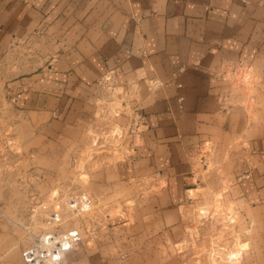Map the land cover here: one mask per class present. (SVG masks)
Wrapping results in <instances>:
<instances>
[{
  "label": "crops",
  "instance_id": "crops-1",
  "mask_svg": "<svg viewBox=\"0 0 264 264\" xmlns=\"http://www.w3.org/2000/svg\"><path fill=\"white\" fill-rule=\"evenodd\" d=\"M14 49L32 151L79 147L110 119L115 92L145 115L136 160L104 161L89 176L92 193L134 200L145 216L142 226H114L121 240L143 232L152 247L179 235L211 161L253 211L264 264V0H0L1 59ZM11 249L0 221V264H23Z\"/></svg>",
  "mask_w": 264,
  "mask_h": 264
},
{
  "label": "rangeland",
  "instance_id": "rangeland-1",
  "mask_svg": "<svg viewBox=\"0 0 264 264\" xmlns=\"http://www.w3.org/2000/svg\"><path fill=\"white\" fill-rule=\"evenodd\" d=\"M31 46L29 54L33 53ZM20 52L14 49L8 59L0 57V221L13 243L8 254L11 260L21 256L23 263V251L49 231L62 234L76 229L81 240L66 255V264H257L262 232L253 220L254 213L231 191L211 161L209 184L190 194V203L182 208L179 235L174 233L167 243L157 241L152 247L144 241L143 232L129 233L135 239L132 242L121 240L126 232L113 230L114 226L144 224L143 213L134 211L137 202L102 199L89 189V176L102 162L123 159L124 150L116 147L123 141L114 137L126 123L117 115L121 109L117 92L108 103L111 108L106 118L110 119L97 126V133L92 129L79 147L59 144L50 154L34 152L29 149L32 137L17 114V90L12 86V79L22 74L15 70L22 59ZM242 92L234 86V93ZM252 94L246 91L249 104L256 105ZM82 195L90 199V209L71 211L69 202ZM54 211L61 217L57 224L48 220Z\"/></svg>",
  "mask_w": 264,
  "mask_h": 264
},
{
  "label": "built area",
  "instance_id": "built-area-1",
  "mask_svg": "<svg viewBox=\"0 0 264 264\" xmlns=\"http://www.w3.org/2000/svg\"><path fill=\"white\" fill-rule=\"evenodd\" d=\"M235 74L244 77L241 70H236ZM117 111V115L125 117L126 123L120 129V132L114 134L117 140H122V145H118L123 152V158H129L132 162L136 160V149L142 135L146 129V118L142 110L134 101H123ZM118 129V130H119ZM113 146V145H112ZM126 151V152H125ZM91 201L86 195L78 199H72L69 202V209L77 213H85L90 209ZM50 223L60 222V213L51 212L48 218ZM81 240V234L78 230H70L66 233L49 231L37 239L32 247L27 248L22 253L24 264H66L65 257L72 252L74 247Z\"/></svg>",
  "mask_w": 264,
  "mask_h": 264
}]
</instances>
